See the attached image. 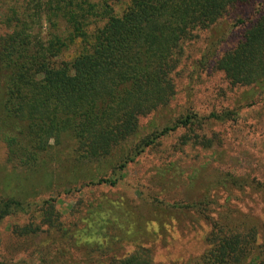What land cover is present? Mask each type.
Here are the masks:
<instances>
[{"label": "trees", "instance_id": "obj_1", "mask_svg": "<svg viewBox=\"0 0 264 264\" xmlns=\"http://www.w3.org/2000/svg\"><path fill=\"white\" fill-rule=\"evenodd\" d=\"M4 3L2 24L8 31L0 33V141L8 161L31 174L62 160L90 166L134 137L140 118L173 99V75L182 72L184 54L195 35L232 7L237 13L224 34L230 36L244 24L245 32L235 48L217 59L216 68L232 85H254L264 78V0H16L11 7ZM209 55H202L194 66L192 80H198ZM230 114L212 113L210 118L224 122L231 120ZM196 116L187 114L173 127L143 138L134 155L169 132L191 131L198 124ZM68 142L69 153H62ZM202 205L206 204L194 206ZM81 214L73 211L68 224L61 221L53 197L32 204L20 193L0 197V225L16 215L27 217L24 225L12 229V236L27 240L45 235L59 241L54 248L37 247L39 264H71L73 254H79L76 264L83 263L81 252L92 248L97 237L89 229L80 239L73 237ZM223 241L209 264H244L252 243L245 240L233 247L235 238Z\"/></svg>", "mask_w": 264, "mask_h": 264}, {"label": "rangeland", "instance_id": "obj_2", "mask_svg": "<svg viewBox=\"0 0 264 264\" xmlns=\"http://www.w3.org/2000/svg\"><path fill=\"white\" fill-rule=\"evenodd\" d=\"M4 1L11 7L16 0ZM2 4L0 0V33H6ZM234 12L230 8L195 35L182 72L173 75V99L140 118L137 134L99 162L75 166L62 160L31 174L8 161L0 141V197L20 193L31 204L53 197L61 221L68 224L73 211H82L73 237L80 239L89 229L97 243L81 252L80 264H209L220 242L234 238L233 247L245 240L252 243L244 264H264V78L254 85H232L215 65L245 32L244 24L230 36L224 34V27L234 23ZM41 35L46 37L47 31ZM205 53L210 60L194 81L192 69ZM212 113H231V120H212ZM187 114L197 115L191 131L169 132L134 155L143 138L173 127ZM65 147L62 153H69L72 144ZM101 179L116 185L100 184ZM202 201L206 205L197 208ZM26 220L16 215L1 223L0 264H39L37 247L58 244L45 235L27 240L12 236V229ZM78 255L73 254L71 264L79 263Z\"/></svg>", "mask_w": 264, "mask_h": 264}]
</instances>
